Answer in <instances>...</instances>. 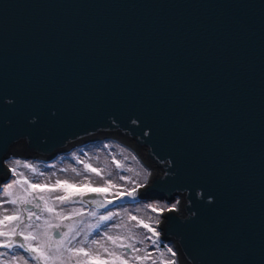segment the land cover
Segmentation results:
<instances>
[{
    "label": "water",
    "instance_id": "95a60500",
    "mask_svg": "<svg viewBox=\"0 0 264 264\" xmlns=\"http://www.w3.org/2000/svg\"><path fill=\"white\" fill-rule=\"evenodd\" d=\"M106 141L178 264H264V0H0V188Z\"/></svg>",
    "mask_w": 264,
    "mask_h": 264
},
{
    "label": "snow or ice",
    "instance_id": "6c2138e0",
    "mask_svg": "<svg viewBox=\"0 0 264 264\" xmlns=\"http://www.w3.org/2000/svg\"><path fill=\"white\" fill-rule=\"evenodd\" d=\"M112 159L116 169L129 173L134 171L115 156ZM77 163L83 164V169L71 168L75 177L54 181L46 177L44 181L32 182L24 172L18 171L19 167L29 169L38 177L44 173L31 163H22L19 159L13 161L10 171L16 178L0 188L6 198L0 200V249L7 250L0 251V264H30V260L36 264H176L167 258V254L176 255L173 249L167 246L161 249L159 246V219L152 216L145 219L127 211L126 219L120 212L97 213V209H106L114 200L129 197L134 201L138 188L144 184L137 183L131 190L121 191L122 185L113 181L111 171L105 178L104 168L94 167L79 158ZM89 173L99 180L87 175ZM81 176L82 179H76ZM132 179L131 176H119L121 181ZM109 194L113 199H108ZM93 196L101 199H86ZM3 204L13 207L4 208ZM75 204L94 205L87 216L95 218V223L85 219L83 207H70ZM146 207L160 215L165 210L174 211L177 205L167 209L154 204ZM109 221L118 222L109 226ZM102 226L107 230L100 231ZM93 232L98 238L90 239ZM149 246L155 249V254L148 251ZM16 248L23 249L30 260L22 255H10Z\"/></svg>",
    "mask_w": 264,
    "mask_h": 264
},
{
    "label": "rangeland",
    "instance_id": "374dc122",
    "mask_svg": "<svg viewBox=\"0 0 264 264\" xmlns=\"http://www.w3.org/2000/svg\"><path fill=\"white\" fill-rule=\"evenodd\" d=\"M123 149V151H121ZM113 156L119 161H121L125 167H130L134 171L129 173L123 170H118L115 168V164L113 163ZM125 156L128 157L127 160H125ZM135 157V159H132V157ZM77 158L84 160L87 163H91L94 167H101L105 169V178L107 177V172L111 171L112 172V179L115 183H118L122 185L121 191L124 189L131 190L132 187L136 186L137 183L139 184H146L148 183L149 176H150V171L149 169L142 163V161L134 154L133 151L127 149L126 147H123L122 145H119L115 143L114 141H106V142H99L90 146H84L81 148L74 149L70 152V154L62 155L59 158H57L55 161L50 162V163H40L39 161H35V159L31 160H26V159H19L22 161V163H31L35 165L40 172H43V176H36L33 174L29 169H24L22 167L18 168L19 172H24L26 176L30 178L32 182H37V181H44L45 178H49L52 181H54L57 178L60 179H70L72 177H75V173H72L70 171L71 168L75 167L78 170L83 169V164L77 163ZM15 159H12V161L7 162V165L9 168L13 165V161ZM63 169H69V171H62ZM136 172H139L140 175L137 176L135 175ZM53 173L55 175L53 176ZM92 176L93 179L99 180L98 177H95L94 174H87ZM124 175V176H131L133 179L129 181H121L119 180V176ZM145 176H147V179L145 181ZM16 177L13 176V179ZM83 177H76V179H82ZM11 182V181H10ZM135 182V183H134ZM143 186V187H144ZM142 188V187H140ZM138 188V190L140 189ZM137 190V191H138ZM6 199L2 195V191L0 192V200ZM108 199H113V196L111 194L108 195ZM182 199L180 197L175 198L174 202H168V201H159V200H153V201H141L140 199L135 202V203H125V204H115L113 207L106 208V209H97V213L99 214H104L107 211H114V212H120L121 215L126 219L125 212H130L133 215H138L142 218H147L149 216L155 217L156 219H159L160 223L157 226V230L160 232V248L164 249L165 246L171 247L173 251L176 253V255L173 257L171 254H167V258L174 260L177 263V250L175 248V245L173 242L169 241L164 243V241L161 239L162 237V230H161V224L164 221L163 214L167 211L165 210L162 214L157 215L156 213H152L150 209H148L146 206L149 204H154V205H159L163 206L165 209L170 207L173 204H176L177 207L175 210L179 209L180 203ZM4 208L11 209L13 206L10 204H3ZM70 207H75V208H81L83 207V211L85 212V219L87 221H90L92 223H95V218L93 217H88L87 212L90 211L94 207H90L89 205L81 206L80 204H75L71 205ZM59 210V209H57ZM2 211V209H0ZM119 219V218H118ZM118 221H109L108 225L111 226L112 224L116 223ZM151 223L155 225V220H152ZM107 230L102 226V229L100 231ZM137 231L143 232V229H137ZM92 238H98L96 236V233L93 232ZM148 251L153 252L155 254V249L151 246H149ZM15 255H22V253H19L18 251L14 253ZM10 255H13L10 253ZM25 258H28L27 255ZM29 259V258H28Z\"/></svg>",
    "mask_w": 264,
    "mask_h": 264
},
{
    "label": "flooded vegetation",
    "instance_id": "af4514ba",
    "mask_svg": "<svg viewBox=\"0 0 264 264\" xmlns=\"http://www.w3.org/2000/svg\"><path fill=\"white\" fill-rule=\"evenodd\" d=\"M0 239H2V238H0ZM0 251H7V250H5V249H0ZM19 252V253H22L24 256H26L27 254L24 252V250L23 249H19V248H16V249H14L12 252H10L11 254H14L15 252ZM9 253V254H10ZM29 260H30V258H29ZM30 264H36V262L35 261H31L30 260Z\"/></svg>",
    "mask_w": 264,
    "mask_h": 264
},
{
    "label": "bare ground",
    "instance_id": "6f19581e",
    "mask_svg": "<svg viewBox=\"0 0 264 264\" xmlns=\"http://www.w3.org/2000/svg\"><path fill=\"white\" fill-rule=\"evenodd\" d=\"M123 147H125V146H123ZM127 148V147H126ZM127 149H129V148H127ZM129 150H131V149H129ZM131 151H133L134 152V154L137 156V154L135 153V151L134 150H131ZM138 157V156H137ZM139 158V157H138ZM150 171V170H149ZM150 174H151V171H150Z\"/></svg>",
    "mask_w": 264,
    "mask_h": 264
}]
</instances>
